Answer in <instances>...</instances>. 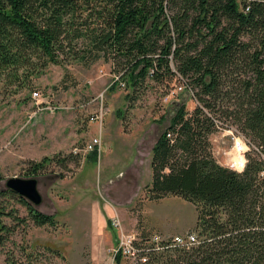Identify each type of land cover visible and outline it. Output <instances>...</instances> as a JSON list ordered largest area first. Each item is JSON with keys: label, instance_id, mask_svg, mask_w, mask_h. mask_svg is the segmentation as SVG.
Listing matches in <instances>:
<instances>
[{"label": "trees", "instance_id": "trees-1", "mask_svg": "<svg viewBox=\"0 0 264 264\" xmlns=\"http://www.w3.org/2000/svg\"><path fill=\"white\" fill-rule=\"evenodd\" d=\"M60 56L110 62L111 89L182 84L196 102L179 106L155 144L145 196L195 205L197 243L153 252L150 264H264V0H0V84L29 87ZM225 128L250 147L241 171L214 157L210 138ZM11 200L36 226H56L0 186V246L26 222Z\"/></svg>", "mask_w": 264, "mask_h": 264}, {"label": "rangeland", "instance_id": "rangeland-1", "mask_svg": "<svg viewBox=\"0 0 264 264\" xmlns=\"http://www.w3.org/2000/svg\"><path fill=\"white\" fill-rule=\"evenodd\" d=\"M58 60L29 87L0 84V173L5 181L36 178L43 197L36 208L57 221L55 227H38L11 200L26 222L0 246V264H117L120 231L136 233L138 243L156 235L193 234L195 205L145 196L160 135L180 105L196 106L184 85L151 83L135 94L121 84L111 89L114 75L105 59L94 64L71 56ZM95 139L99 144L89 151ZM210 140L221 165L243 170L240 160L250 147L235 128L220 129ZM45 158L52 165L38 176L27 174L32 162ZM5 181L0 186L5 188ZM120 264L133 263L121 256Z\"/></svg>", "mask_w": 264, "mask_h": 264}, {"label": "built area", "instance_id": "built-area-1", "mask_svg": "<svg viewBox=\"0 0 264 264\" xmlns=\"http://www.w3.org/2000/svg\"><path fill=\"white\" fill-rule=\"evenodd\" d=\"M35 97H39L40 93L35 92ZM99 144L95 139L93 143L88 145V150H94ZM112 220V226L119 229L118 222ZM120 230V229H119ZM138 236L136 233L124 234L120 231L119 242L117 248L114 250L115 257L121 255L126 260H131L133 264H150V254L153 252H161L169 247V245H176L180 247H190L197 243V237L194 234H189L186 237L176 236L172 238H163L159 235L152 239H147L138 243Z\"/></svg>", "mask_w": 264, "mask_h": 264}, {"label": "water", "instance_id": "water-1", "mask_svg": "<svg viewBox=\"0 0 264 264\" xmlns=\"http://www.w3.org/2000/svg\"><path fill=\"white\" fill-rule=\"evenodd\" d=\"M5 187L24 198L35 207H39L43 203V197L39 192L38 180L36 178H9L5 182Z\"/></svg>", "mask_w": 264, "mask_h": 264}]
</instances>
